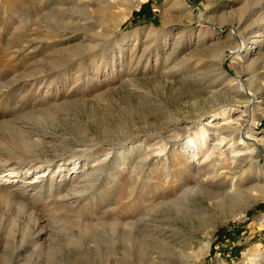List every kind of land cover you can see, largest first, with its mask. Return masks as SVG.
Returning <instances> with one entry per match:
<instances>
[{"label":"rangeland","instance_id":"obj_1","mask_svg":"<svg viewBox=\"0 0 264 264\" xmlns=\"http://www.w3.org/2000/svg\"><path fill=\"white\" fill-rule=\"evenodd\" d=\"M130 1L0 0V264H264V104L184 154L264 85V0Z\"/></svg>","mask_w":264,"mask_h":264},{"label":"bare ground","instance_id":"obj_2","mask_svg":"<svg viewBox=\"0 0 264 264\" xmlns=\"http://www.w3.org/2000/svg\"><path fill=\"white\" fill-rule=\"evenodd\" d=\"M126 3H133V1L125 0ZM144 2V0H136V3L133 4L137 5L140 2ZM131 5V4H130ZM132 6V5H131ZM137 6H135L136 8ZM138 8V7H137ZM264 15V14H262ZM199 20V19H198ZM263 37V36H257ZM262 42H264V38H261ZM246 45L245 43H241L238 48H236L233 52L229 53L228 58L233 59L236 57L239 53L246 51ZM238 92L240 94L241 99L245 100V105L242 109L245 119L242 121V123L239 122H233L230 119L224 124L216 123L214 121H210L209 125L207 126V131L202 133V139L200 141L197 140H191L189 141V144H187L186 150L184 151V154L188 157H192L193 163L196 166H199L201 162L199 161V144L202 143L204 146L209 145L212 140L211 148L209 149L208 153L206 154V160H210L214 153L220 152L221 155H223V150L228 143L231 141H234L236 146H239V150L243 152V154H253L258 151V146L256 143H253V133L255 129L256 121L261 118L259 114H257V111L263 110V97H264V85L262 82L256 87L255 90L252 85H245L241 80L238 82ZM246 86V88H245ZM241 102V101H240ZM244 102V101H243ZM242 102V103H243ZM241 105V104H240ZM212 132V133H211ZM208 147V146H207ZM232 147V144L231 146ZM223 150V151H222ZM222 151V152H221ZM155 152V151H154ZM242 152L237 153V157L239 155H242ZM145 159L151 160L153 158H158V154H154L153 152L150 154L148 153L146 156H143ZM62 166V165H61ZM67 166V165H66ZM60 167V166H59ZM64 168V166H63ZM62 169V168H60ZM57 169V170H60ZM59 174L61 173V170L58 171ZM62 174V173H61ZM234 182V181H233ZM236 182V181H235ZM232 194L237 195L238 193H243L240 191V189H236L235 186H232ZM249 194V199L254 201H264V187L263 186H254V189H248L246 190ZM247 200V199H246Z\"/></svg>","mask_w":264,"mask_h":264}]
</instances>
